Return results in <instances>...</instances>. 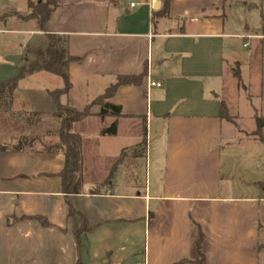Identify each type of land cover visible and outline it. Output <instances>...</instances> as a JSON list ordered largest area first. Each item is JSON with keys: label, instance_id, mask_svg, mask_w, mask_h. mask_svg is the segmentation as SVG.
Segmentation results:
<instances>
[{"label": "crops", "instance_id": "0c3cea01", "mask_svg": "<svg viewBox=\"0 0 264 264\" xmlns=\"http://www.w3.org/2000/svg\"><path fill=\"white\" fill-rule=\"evenodd\" d=\"M157 1L58 0L44 31L38 20L5 18L21 13L15 5L0 11V25L19 27L0 33L27 36L32 61L47 49L49 35L66 39L76 59L69 66L72 87L60 98L69 108L82 111L119 76L146 72L142 85L120 87L110 99L122 109L119 118L102 120L94 105L91 116L71 125L83 139L85 182L83 193L70 197L73 215L60 177L65 157L43 151L60 143L50 93L64 81L38 72L19 82L10 111L0 112V145L40 140L23 151H0V264H198L199 229L204 264H260L264 180L235 185L223 174L221 148L250 147L243 157L253 167L255 147L264 146L252 136L257 127L237 125L264 117L261 25L255 33L248 25L229 30L227 0H173L168 15L158 14L165 0L154 10ZM4 57L0 81L32 62ZM239 82L258 99L250 113L240 112ZM21 112L43 117L28 126ZM116 121V135H102ZM258 167L264 170V161Z\"/></svg>", "mask_w": 264, "mask_h": 264}, {"label": "trees", "instance_id": "16d2710c", "mask_svg": "<svg viewBox=\"0 0 264 264\" xmlns=\"http://www.w3.org/2000/svg\"><path fill=\"white\" fill-rule=\"evenodd\" d=\"M166 7L163 12L158 14L168 15L170 4L173 0H165ZM29 11L27 14L22 13H8L5 18H18L20 20L35 19L38 20L40 29L45 30L46 24L52 14V7H56L58 0H40L38 2L29 1ZM261 30L264 33V20L261 24ZM49 43L45 52L36 60L20 67L18 75L15 78L0 81V112L10 111L12 107L13 94L16 91L19 82L38 72H48L61 77L64 81V87L59 90L52 91L50 93L56 104V113L52 116L59 122L60 128L58 134L60 136V143L44 145V152L46 153H62L65 157L64 169L61 172V179L63 182V190L70 206V214H76L73 206L71 205L70 197L77 194H82L84 191V165H83V139L80 135L71 132V125L75 122H80L85 118L92 115V107L98 105L101 107L99 117L104 120L106 117L119 118L122 114V109L110 101L118 89L123 86H140L142 85L146 72L140 76H119L115 84L111 85L105 93L97 98L92 104L86 107L84 110L79 111L62 105L60 98L66 95L71 87L69 66L76 59L72 57L66 47V39L57 35H49ZM234 76L240 79V71L238 68L234 70ZM223 116L231 121L228 115L225 104L222 105ZM25 118V122L28 126L37 125L41 122L43 114L21 112L19 114ZM256 120V131L252 136L257 137L260 141L264 142V117L258 115ZM117 121L110 127L102 130V135L113 136L117 133ZM144 149L146 152L147 132L144 131ZM40 140L37 136L32 137H19L14 138V142L0 145V151H23L26 146L33 147L36 142ZM264 190V183L261 184ZM97 191V190H96ZM43 225H47L46 220L39 218ZM87 229L86 224L82 226V232ZM200 230V238L198 240L199 259L198 264H204L205 255L202 250V244L204 235Z\"/></svg>", "mask_w": 264, "mask_h": 264}, {"label": "rangeland", "instance_id": "374dc122", "mask_svg": "<svg viewBox=\"0 0 264 264\" xmlns=\"http://www.w3.org/2000/svg\"><path fill=\"white\" fill-rule=\"evenodd\" d=\"M30 0H0V11L1 12H9L14 11V5L17 6L15 11H19L22 14H27L29 11V2ZM33 2H38L40 0H32ZM126 1V0H123ZM128 1V0H127ZM223 11V10H222ZM226 13V20H227V27L229 30L233 32H240L245 29V25H248L250 28V32L255 33L256 28L263 23L264 20V0H227V6L224 10ZM10 21V20H9ZM5 28L9 30H18L19 27L15 25L14 22H8V24H1L0 29ZM27 36L18 35L14 33H0V64L4 63L5 57L7 55H20L24 58H28V49H32L31 45H28V42L25 43V39ZM24 45V46H22ZM31 52V53H30ZM29 52L30 61L33 59L32 54L33 52ZM235 69V66L234 68ZM234 72L233 70H231ZM231 80V79H228ZM233 80V78H232ZM234 82V80H233ZM237 82V81H235ZM230 83V82H228ZM236 84V83H235ZM235 84H227L231 88H234ZM240 89L237 90L235 86V90L237 91V100H239L240 104V112L241 113H250L251 110L258 108V99L256 96L250 97L249 93L244 90L242 86V82L238 83ZM229 92L231 89L229 88ZM213 95H218L219 92H213ZM247 98V99H246ZM246 115V114H244ZM237 125H239L242 129H251L256 128V123L249 119L244 120H237ZM21 130V128L17 127ZM19 130V133L22 131ZM244 136H247L244 134ZM259 147H255L256 150L254 151L256 162L254 163L253 167L247 162H244L246 158L243 156L248 154V150L250 151V147H246L244 145L235 144L231 147H225L224 149L221 148L222 152V163H223V174L228 175L231 174V180L235 185H242V184H251L253 181L257 180H264L263 168L258 167V164L264 161V146L262 144L257 145ZM250 148V149H249ZM262 149V150H261ZM253 153V154H254ZM142 154L144 155L143 158L146 156L145 152ZM145 159V158H144ZM263 159V160H262ZM259 160V161H258ZM145 160L140 161V165L144 164ZM228 172V173H227ZM264 183V182H263ZM262 188V187H261ZM263 198H264V190L261 189ZM262 212L264 215V199L261 203ZM260 241L264 245V219L262 218V225L260 227ZM260 264H264V247L261 248L260 254Z\"/></svg>", "mask_w": 264, "mask_h": 264}, {"label": "built area", "instance_id": "2783aa9c", "mask_svg": "<svg viewBox=\"0 0 264 264\" xmlns=\"http://www.w3.org/2000/svg\"><path fill=\"white\" fill-rule=\"evenodd\" d=\"M131 7H134V4H132ZM150 86H152V87H159L160 88L163 85L160 82H150Z\"/></svg>", "mask_w": 264, "mask_h": 264}, {"label": "water", "instance_id": "95a60500", "mask_svg": "<svg viewBox=\"0 0 264 264\" xmlns=\"http://www.w3.org/2000/svg\"><path fill=\"white\" fill-rule=\"evenodd\" d=\"M162 5V0H158L154 6L155 11H159Z\"/></svg>", "mask_w": 264, "mask_h": 264}]
</instances>
